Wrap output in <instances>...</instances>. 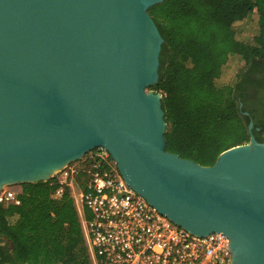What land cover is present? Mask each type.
<instances>
[{"label": "water", "instance_id": "water-1", "mask_svg": "<svg viewBox=\"0 0 264 264\" xmlns=\"http://www.w3.org/2000/svg\"><path fill=\"white\" fill-rule=\"evenodd\" d=\"M163 1L0 0V191L101 147L160 214L224 235L231 264H264V142L252 122L249 143L212 166L164 149L162 96L147 91L163 42L148 9Z\"/></svg>", "mask_w": 264, "mask_h": 264}, {"label": "trees", "instance_id": "trees-1", "mask_svg": "<svg viewBox=\"0 0 264 264\" xmlns=\"http://www.w3.org/2000/svg\"><path fill=\"white\" fill-rule=\"evenodd\" d=\"M148 14L163 40L148 90L162 96L165 151L212 166L249 143L250 121L264 142V0H164ZM53 189L21 184L18 205L0 203V264H91L68 191Z\"/></svg>", "mask_w": 264, "mask_h": 264}, {"label": "built area", "instance_id": "built-area-1", "mask_svg": "<svg viewBox=\"0 0 264 264\" xmlns=\"http://www.w3.org/2000/svg\"><path fill=\"white\" fill-rule=\"evenodd\" d=\"M58 201L68 191L76 209L91 264H231L228 239L196 236L160 214L121 177L101 147L55 172L48 181ZM18 192L6 187L0 203L18 205ZM88 214V218L85 216Z\"/></svg>", "mask_w": 264, "mask_h": 264}, {"label": "flooded vegetation", "instance_id": "flooded-vegetation-1", "mask_svg": "<svg viewBox=\"0 0 264 264\" xmlns=\"http://www.w3.org/2000/svg\"><path fill=\"white\" fill-rule=\"evenodd\" d=\"M263 76H264V73L263 74L261 73V74L257 75L258 79L260 81L264 82ZM258 89H259V93H260L259 98L261 99L262 103L264 104V83L262 84V87H260Z\"/></svg>", "mask_w": 264, "mask_h": 264}, {"label": "rangeland", "instance_id": "rangeland-1", "mask_svg": "<svg viewBox=\"0 0 264 264\" xmlns=\"http://www.w3.org/2000/svg\"><path fill=\"white\" fill-rule=\"evenodd\" d=\"M147 91H152V90H148V89H147ZM4 188H6V187H4ZM4 188H3V189H4ZM10 188H12V189L18 191V190H19V185H17V186H10ZM72 195L74 196V198H75V200H76L75 207H76L77 209H80V204H79V202H78L76 192H72Z\"/></svg>", "mask_w": 264, "mask_h": 264}]
</instances>
